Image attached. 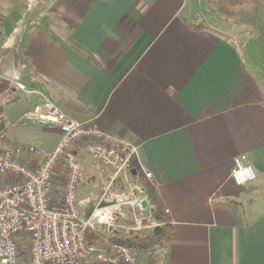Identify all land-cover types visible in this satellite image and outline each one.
Masks as SVG:
<instances>
[{"label":"crops","instance_id":"1","mask_svg":"<svg viewBox=\"0 0 264 264\" xmlns=\"http://www.w3.org/2000/svg\"><path fill=\"white\" fill-rule=\"evenodd\" d=\"M0 56L5 77L138 146L171 236L137 264H264V0H0ZM5 79L3 144H38L22 155L33 166L60 133L10 127L39 97ZM242 153L256 177L238 185ZM86 163L79 200L103 184Z\"/></svg>","mask_w":264,"mask_h":264},{"label":"built area","instance_id":"2","mask_svg":"<svg viewBox=\"0 0 264 264\" xmlns=\"http://www.w3.org/2000/svg\"><path fill=\"white\" fill-rule=\"evenodd\" d=\"M28 2L31 6V1ZM201 18L198 14L197 21ZM5 78L9 80V91L17 88L39 97L10 127L54 125L60 139L52 152L30 166L22 160L23 153H42V148L38 144L18 142L4 145L0 133V175L14 178L0 186V264H87L94 259L111 264H136L135 251L128 246L113 244L107 249L86 245L85 230L105 227V232H111L124 227L121 222L127 213L133 223L129 229L152 230L162 226L155 216L158 207L154 198L144 185L132 182L136 176L132 174L135 161L147 184L158 195L152 172L138 162V146L99 130L91 119L69 118L44 92L28 89L19 78ZM82 153L89 155L91 166L103 184L79 200L77 190L84 176L79 159ZM58 172L65 174V180L61 195L56 197ZM255 177L247 154L235 156L230 173L234 183L244 185ZM118 182L131 185L130 191L113 193L112 188ZM142 201L146 202L145 207ZM78 206L84 209L91 206L90 214L84 213L85 218H80Z\"/></svg>","mask_w":264,"mask_h":264},{"label":"trees","instance_id":"3","mask_svg":"<svg viewBox=\"0 0 264 264\" xmlns=\"http://www.w3.org/2000/svg\"><path fill=\"white\" fill-rule=\"evenodd\" d=\"M193 27H201V23L192 24ZM3 130V124L0 122V131ZM139 174L138 167H134ZM143 177V176H142ZM65 180V177L62 176ZM140 181L147 188L148 194L154 198L157 204V212L155 216L162 222V228L159 233H154L152 230H145L139 234L125 235L123 231L119 229L112 230L111 232H101L99 230L86 229L85 230V242L88 246H95L98 248H107L113 244L125 245L132 248L134 251H149L154 247L160 245L162 242L167 241L171 236V227L169 224V218L162 206L159 198L156 196L154 190L147 184L146 181L140 179ZM62 182V181H61ZM61 184V183H60ZM55 195V190H54ZM57 197V196H56Z\"/></svg>","mask_w":264,"mask_h":264},{"label":"rangeland","instance_id":"4","mask_svg":"<svg viewBox=\"0 0 264 264\" xmlns=\"http://www.w3.org/2000/svg\"><path fill=\"white\" fill-rule=\"evenodd\" d=\"M31 1V6H33V4H35V2H38V1H40V0H30ZM29 3V2H28ZM258 42V41H257ZM5 56H6V54H4ZM8 56H11V53L9 52V53H7V57ZM9 60H10V58L8 57V59L6 60V62H5V64H9ZM4 66V61L3 62H1L0 63V76H1V78H0V80H2V85H7V81H6V79H5V77H3V75H2V67ZM3 77V78H2ZM82 156L86 159L85 161L84 160H81V158H79L80 159V161L82 162V164L84 165L85 164V166H87V163H86V161H89V159H90V157H89V155L87 154V153H83L82 154ZM57 175H56V177H55V181L57 182L56 184H55V186H54V190H55V196H57V197H59L60 195H61V189H62V183H63V179H62V176L63 177H65V174H62L61 172H58V173H56ZM13 177H9V176H1L0 175V186L2 185V184H4V183H6V182H10V181H13ZM62 181V182H61ZM61 183V184H60ZM84 184H82L81 185V183H79V186H78V192H79V194L80 195H84V193H83V191H85V192H87L90 188H91V186H90V188L88 187V189H86L85 187L86 186H83ZM142 185H144V184H142ZM83 186V187H82ZM130 186L131 185H129L128 183H126V182H118L116 185H114L113 186V188H112V192L113 193H115V194H119V193H121V192H124V193H126V192H129L130 191ZM92 191H94V190H92ZM78 197H81V196H78ZM84 199V198H83ZM78 215H79V217L80 218H85V215H84V212H83V209H82V207L81 206H78ZM130 218H131V215L130 214H128L127 213V215H126V217L124 218V220H123V222H121L122 223V226H124V227H117V229H119L120 231H123V233L125 234V235H129V234H139V233H142V232H144L146 229H139V230H133V229H129L130 227H133V223H132V221L130 220ZM99 230L102 232H105V227H103V228H99ZM149 252L151 253V256L152 257H154L155 256V254L153 253L154 252V250L152 249V250H149ZM138 252H134V254H135V256H136V259H137V262H136V264L138 263V259H139V254L140 253H138ZM111 264V263H110ZM115 264H120L119 262H116Z\"/></svg>","mask_w":264,"mask_h":264},{"label":"water","instance_id":"5","mask_svg":"<svg viewBox=\"0 0 264 264\" xmlns=\"http://www.w3.org/2000/svg\"><path fill=\"white\" fill-rule=\"evenodd\" d=\"M132 174L133 175H136V170L133 168L132 169ZM142 206L143 207H145L146 206V202L145 201H142ZM161 226H156V227H154L153 229H152V231L154 232V233H159L160 232V230H161Z\"/></svg>","mask_w":264,"mask_h":264}]
</instances>
